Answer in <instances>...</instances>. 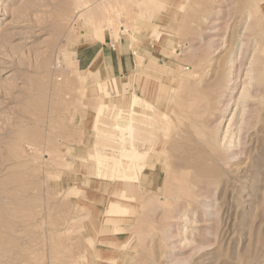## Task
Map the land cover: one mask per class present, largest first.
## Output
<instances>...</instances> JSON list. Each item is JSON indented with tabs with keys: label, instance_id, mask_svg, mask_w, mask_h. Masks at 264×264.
Masks as SVG:
<instances>
[{
	"label": "rangeland",
	"instance_id": "1",
	"mask_svg": "<svg viewBox=\"0 0 264 264\" xmlns=\"http://www.w3.org/2000/svg\"><path fill=\"white\" fill-rule=\"evenodd\" d=\"M81 1L0 0V264H264V0ZM100 81L163 113L128 199L95 167L96 143L117 154ZM115 198L128 221L108 220Z\"/></svg>",
	"mask_w": 264,
	"mask_h": 264
},
{
	"label": "bare ground",
	"instance_id": "2",
	"mask_svg": "<svg viewBox=\"0 0 264 264\" xmlns=\"http://www.w3.org/2000/svg\"><path fill=\"white\" fill-rule=\"evenodd\" d=\"M84 0H82L81 2H79V4H81ZM120 1V0H119ZM109 2V0H108ZM107 6L106 9L109 10L111 12V15H120V12H118L117 10H115V5L111 3L106 4ZM87 6V5H86ZM120 6V5H119ZM125 6V5H124ZM119 8V7H118ZM125 9V8H124ZM119 10V9H118ZM121 10V9H120ZM113 12V13H112ZM125 12V11H124ZM122 14H124L122 12ZM125 15V14H124ZM128 16V15H127ZM116 18V17H115ZM119 18V17H118ZM117 18V19H118ZM89 19H91V15H89ZM108 22L109 25L112 26V22L113 25L115 27H117V29H119V34H123V35H132V30L127 26V24L124 22H122V20L116 21V19L114 20V16L110 17L108 16ZM127 20V19H126ZM118 22L119 24L117 25ZM111 23V24H110ZM128 23V20H127ZM109 27V26H108ZM112 28V27H111ZM110 29V28H109ZM110 31V30H109ZM111 32V31H110ZM117 31H115V35L116 37L119 35ZM118 40H120L119 38H117ZM233 46V45H232ZM243 46V44L241 45V47ZM244 47V46H243ZM242 47V48H243ZM240 48V49H242ZM232 49V48H231ZM247 50V49H246ZM243 51V50H242ZM245 53V51L243 52ZM232 61V60H231ZM240 61V60H239ZM233 63V62H232ZM233 65V64H232ZM231 67H234L232 66ZM235 65V63H234ZM238 65V64H237ZM240 65V64H239ZM239 69V68H238ZM240 70V69H239ZM149 79L151 78H155L156 75L154 74V72H152L151 70H147L146 71ZM111 72H108V75L111 76ZM237 74V73H236ZM114 78V77H113ZM136 79V75L133 76V79ZM235 78V77H234ZM111 79V78H110ZM132 79V81H133ZM138 79V78H137ZM140 79V78H139ZM153 80V79H152ZM220 80V79H219ZM225 80V79H224ZM230 80V79H229ZM227 80V81H229ZM235 80V79H234ZM227 81L224 82V84L227 83ZM238 81V80H237ZM236 81V82H237ZM263 81L258 80V82L253 83V96H258L259 93H264V86H263ZM230 82V81H229ZM149 83H151V80L149 81ZM148 85V84H147ZM217 85V84H215ZM221 85V84H220ZM235 81L234 83L229 86L227 85V88H229L230 90H232L233 88H235ZM116 87V86H115ZM156 89V96L157 99L161 98V83H159L158 85H155ZM218 87V85H217ZM224 87V86H223ZM97 93L100 96V99H98L99 101L96 102V108H95V115H94V127L97 129L101 126H105L110 128L111 132L109 131L107 133V141L110 143V147H112V149H114V147L117 149V154L116 155H108L105 154L102 150H100V148L98 149L97 146H95V142H93V145L95 147V154H94V162L96 163L97 166H95L96 168L100 169L101 168V172L103 170V168H107L108 169V174H110V176H113L114 179L119 181L120 185H124V187L126 189H121L120 192H117V195L121 196L120 198H126L128 199L127 196V192L131 193L133 192L132 190L134 189L133 186L136 188L138 187V183L140 182V179L142 177V173L146 172V166H147V157L149 156V152L150 149L152 147H150V144H147V146L144 144L143 147V140L139 139V134L138 131H144V132H149L152 133L154 132V124L151 122L152 119V115H156L158 116L159 114H163L157 106H154L149 100H147L145 98L144 95H140L137 94L135 92H130L129 94H118L116 93L115 96H110V91L107 89V85L105 86L104 84L101 83L97 84ZM219 88H216L215 90H217ZM159 90V91H158ZM132 91V90H131ZM221 92L220 95H222V89L220 91L217 90L216 92ZM226 91V90H225ZM153 93V92H152ZM115 94V93H114ZM142 94V93H141ZM208 96V95H207ZM217 96V97H219ZM231 96V95H230ZM229 96V97H230ZM226 97V96H225ZM98 98V97H97ZM211 98V97H210ZM223 98V97H222ZM152 99V98H151ZM215 99V98H214ZM222 100V99H221ZM220 99H216L214 104H210L209 105H204L207 106V112L206 113V118L204 119V124L209 127L211 129V131H213L212 129H214V123L217 121V119L219 118V116L217 115V111L219 110L220 107H222V105L226 102L223 103V101H221ZM227 100V99H226ZM245 101V100H244ZM211 102V101H210ZM223 104H222V103ZM207 103V102H206ZM221 103V105H219ZM229 103V102H228ZM226 103V106L227 104ZM248 104V103H247ZM224 107V106H223ZM227 108V107H226ZM206 109V108H205ZM223 109V108H222ZM107 110L108 112V116L110 117V121L104 120V116H105V111ZM224 110V109H223ZM248 110V108H247ZM222 111V110H221ZM253 112H255V110H253ZM204 113V112H203ZM153 116V117H154ZM151 120V121H149ZM148 122L150 123V125L148 124ZM155 122V121H154ZM107 123V124H106ZM152 124V126H151ZM203 124V123H202ZM217 124V123H216ZM99 125V127H98ZM256 126V125H255ZM104 128V127H103ZM98 131V130H96ZM103 132V131H102ZM143 133V132H142ZM204 133V132H203ZM202 133V135H203ZM99 134V133H98ZM200 134V133H199ZM205 134V133H204ZM206 136H209V134H205ZM212 135V134H211ZM210 135V137H211ZM201 136V134H200ZM199 136V137H200ZM204 137V135L202 137ZM245 137V136H244ZM151 138V137H150ZM206 138V137H205ZM203 138V139H205ZM202 139V140H203ZM156 140V139H155ZM214 140V139H212ZM150 141V140H149ZM205 141V140H204ZM148 142V141H147ZM106 143V142H105ZM104 143V144H105ZM153 143V142H152ZM208 144V142L206 143V145ZM99 145V144H98ZM108 145V144H106ZM205 145V142H204ZM105 146V145H102ZM153 146V145H152ZM100 147V146H98ZM104 148H107L106 146ZM103 148V149H104ZM110 149V148H109ZM111 151V150H110ZM233 151V150H231ZM112 152V151H111ZM154 152V151H153ZM238 152V151H237ZM236 152V153H237ZM114 153V151H113ZM243 153V152H242ZM155 154V153H154ZM234 154V153H232ZM157 155V154H156ZM240 156V155H239ZM223 156H221L220 158L222 159ZM225 158V157H224ZM227 162V161H226ZM104 166V167H103ZM106 166V167H105ZM104 169V170H105ZM100 170H98L99 172ZM96 172V171H95ZM97 172V174H98ZM179 172V171H178ZM107 174V172H105ZM105 173H103L105 175ZM176 173V172H175ZM102 174V176H103ZM176 175V174H174ZM178 177V176H177ZM110 179V178H109ZM112 179V178H111ZM169 179V178H167ZM169 181V180H167ZM102 182V181H101ZM171 182V181H170ZM105 184V182H104ZM102 184V186L104 185ZM179 184V183H178ZM192 184V183H191ZM150 185V184H149ZM169 185V183H168ZM177 185V184H176ZM171 184L168 186L170 188ZM173 186V185H172ZM171 186V187H172ZM183 186V185H182ZM195 186V185H194ZM203 186V185H202ZM174 187V186H173ZM186 187V186H185ZM185 187H182L183 189ZM197 187V186H196ZM187 188V187H186ZM185 188V189H186ZM155 190V189H154ZM189 190V189H187ZM180 191V190H179ZM182 191V190H181ZM180 191V192H181ZM186 192V190H183ZM178 192V190H177ZM190 192V191H188ZM116 193V192H115ZM172 194V192H169ZM176 193V192H174ZM183 193V192H182ZM181 193V194H182ZM202 193V192H201ZM204 193V192H203ZM202 193V194H203ZM113 194V193H112ZM115 195V194H113ZM111 195V196H113ZM116 195V196H117ZM146 195V194H145ZM165 195V194H164ZM169 195V194H168ZM178 195V194H177ZM174 195V196H177ZM191 195V194H190ZM189 195V197H190ZM209 195V194H208ZM108 196V195H107ZM110 196V197H111ZM172 194V197H174ZM179 196V195H178ZM166 197V196H164ZM192 197V195H191ZM206 197V196H205ZM107 198V197H106ZM113 198V197H112ZM111 198V199H112ZM120 198H115L114 200L109 201L108 203V211L109 213L112 215V217H108L109 221H128V217L125 216V211L127 210L128 213H130L129 208L125 207L121 201ZM147 198V197H146ZM145 198V199H146ZM149 198V197H148ZM160 198V197H159ZM182 198V197H180ZM198 198V197H197ZM207 198V197H206ZM170 199V198H169ZM179 199V198H178ZM176 199V201L178 200ZM187 199V197H186ZM147 200V199H146ZM159 200V199H158ZM161 200V199H160ZM159 200V201H160ZM164 200V199H162ZM174 200V199H173ZM180 200V199H179ZM182 200V199H181ZM184 200V198H183ZM191 200V199H189ZM197 200V199H196ZM143 201H145L143 199ZM165 201V200H164ZM187 201V200H185ZM184 201V203H185ZM138 202V201H137ZM180 202V201H178ZM204 202V201H203ZM161 203V202H160ZM159 203V204H160ZM165 203V202H164ZM166 203L168 204L169 202ZM172 203V202H170ZM169 203V204H170ZM147 205V204H146ZM132 212V210H131ZM134 212V211H133ZM131 215V214H129ZM120 224V223H119ZM118 225V224H117ZM116 226V225H115ZM119 228V225L117 226ZM117 229V228H116ZM148 230V229H147Z\"/></svg>",
	"mask_w": 264,
	"mask_h": 264
},
{
	"label": "crops",
	"instance_id": "3",
	"mask_svg": "<svg viewBox=\"0 0 264 264\" xmlns=\"http://www.w3.org/2000/svg\"><path fill=\"white\" fill-rule=\"evenodd\" d=\"M110 64V66L108 65V68H107V70H108V72H111L113 75H115V73L113 72L117 67L119 68L121 65H120V63H118V62H116L117 64V67H116V65L114 64V62H112V61H110L109 62Z\"/></svg>",
	"mask_w": 264,
	"mask_h": 264
}]
</instances>
